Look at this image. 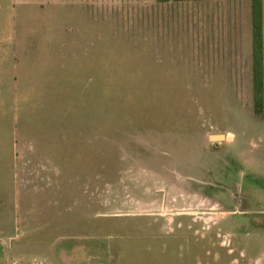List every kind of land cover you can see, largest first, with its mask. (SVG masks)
I'll use <instances>...</instances> for the list:
<instances>
[{
    "label": "rangeland",
    "instance_id": "374dc122",
    "mask_svg": "<svg viewBox=\"0 0 264 264\" xmlns=\"http://www.w3.org/2000/svg\"><path fill=\"white\" fill-rule=\"evenodd\" d=\"M0 264H264V0H0Z\"/></svg>",
    "mask_w": 264,
    "mask_h": 264
},
{
    "label": "water",
    "instance_id": "95a60500",
    "mask_svg": "<svg viewBox=\"0 0 264 264\" xmlns=\"http://www.w3.org/2000/svg\"><path fill=\"white\" fill-rule=\"evenodd\" d=\"M210 139L212 141H221V140L226 139V135L225 134H211Z\"/></svg>",
    "mask_w": 264,
    "mask_h": 264
},
{
    "label": "trees",
    "instance_id": "16d2710c",
    "mask_svg": "<svg viewBox=\"0 0 264 264\" xmlns=\"http://www.w3.org/2000/svg\"><path fill=\"white\" fill-rule=\"evenodd\" d=\"M255 78H257V79H256V82L259 83L260 86H261L262 82H261V80H259L260 78H258L257 76H256ZM256 92H257V90H256ZM256 92H255V93H256Z\"/></svg>",
    "mask_w": 264,
    "mask_h": 264
}]
</instances>
